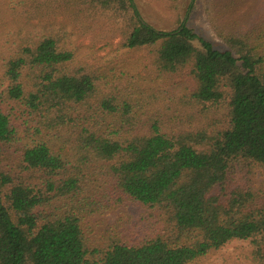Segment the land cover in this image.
<instances>
[{
	"label": "trees",
	"instance_id": "obj_1",
	"mask_svg": "<svg viewBox=\"0 0 264 264\" xmlns=\"http://www.w3.org/2000/svg\"><path fill=\"white\" fill-rule=\"evenodd\" d=\"M200 1L218 47L186 20L153 29L133 0H0V147L20 154L0 167V264H201L233 240L264 264V191L212 193L264 175V0H188V15ZM61 13L106 18L118 50L91 62ZM121 50H146L153 77L129 74ZM161 75L190 85L156 89ZM174 106L207 126L173 125ZM128 203L153 222L139 241L85 225Z\"/></svg>",
	"mask_w": 264,
	"mask_h": 264
},
{
	"label": "rangeland",
	"instance_id": "obj_2",
	"mask_svg": "<svg viewBox=\"0 0 264 264\" xmlns=\"http://www.w3.org/2000/svg\"><path fill=\"white\" fill-rule=\"evenodd\" d=\"M136 9L138 10L141 20L151 26L157 31L170 32L180 25L182 20H186V25L193 29L196 33L203 36L205 39L212 42L216 47L219 46V41L216 39L213 29L208 22L207 14L205 13L204 2L200 1L196 4L194 10L188 15L185 10V5L188 0H176L174 3L172 0H133ZM16 11L22 13L23 9L17 7ZM188 17L186 18V16ZM13 15L7 13L5 20L10 24L13 20ZM16 17V16H15ZM59 21L66 22L71 30L74 32V39L77 43H84L86 45H94L96 49V55L91 60L93 63H99L106 59L108 54H114L118 49L120 43L117 35L113 32V25L104 17L89 19L80 21L77 24L73 20H65V17L61 14L55 17ZM114 51V52H113ZM120 54L116 55L120 59L126 61L124 67L129 74L142 75L143 78L149 79L153 77V70H150V58L146 50H121ZM111 54V55H112ZM109 56L114 58L116 56ZM118 60V59H117ZM2 61L0 60V77L3 73ZM190 78L187 76H175V75H161L160 78L154 79V86L159 89H167L173 94L181 95L184 93V86L188 83L190 85ZM6 84L2 86L5 88ZM15 104L14 101L4 103L3 109H6L7 113H10V108ZM173 125L182 122L184 126L182 129H196L198 126L206 127L207 121L205 119L199 120L200 115L193 119L183 116L182 119L175 118L178 116L176 107L173 108ZM19 109H12L10 114L16 113ZM192 110V109H191ZM196 112V110H192ZM219 112V111H218ZM185 113L191 115L189 109L185 110ZM172 114V113H171ZM222 111L219 112V115ZM14 125L17 130L22 134L20 128V122L14 119ZM168 128H175L169 124V121L165 123ZM6 150V151H4ZM0 167L6 169L7 165L16 164L20 154L11 150L0 147ZM261 189L264 191V175L259 170H253L250 173L237 172L229 174L223 186L213 189V194L222 195L223 197L237 187ZM144 208L135 203H128L120 206L119 209L98 215L85 221V225L92 231L94 237H98L100 234H107L108 231L114 232L115 235L124 236L129 238L132 242H137L144 238L149 229V217ZM146 216V217H145ZM251 247L248 243L233 240L222 247L220 250L213 252L203 260L201 264H253V260L250 254Z\"/></svg>",
	"mask_w": 264,
	"mask_h": 264
}]
</instances>
